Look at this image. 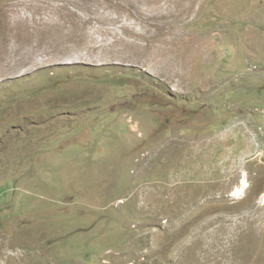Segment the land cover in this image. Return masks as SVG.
<instances>
[{
	"label": "rangeland",
	"instance_id": "374dc122",
	"mask_svg": "<svg viewBox=\"0 0 264 264\" xmlns=\"http://www.w3.org/2000/svg\"><path fill=\"white\" fill-rule=\"evenodd\" d=\"M20 2L0 264H264V0Z\"/></svg>",
	"mask_w": 264,
	"mask_h": 264
},
{
	"label": "bare ground",
	"instance_id": "6f19581e",
	"mask_svg": "<svg viewBox=\"0 0 264 264\" xmlns=\"http://www.w3.org/2000/svg\"><path fill=\"white\" fill-rule=\"evenodd\" d=\"M20 1L21 0H0V68L3 67L5 64H7L11 57H13L17 54H24L25 53L21 50L23 47L22 44H19L21 42L18 43L16 41H14V37H15L14 32L15 33H16V31L19 32V30H17L15 28L17 26V24H12L13 18H19L18 16H21V11L19 10V7H21L23 3ZM24 8H27V7L24 6ZM38 10H39V8H38ZM16 15H17V17H15ZM21 20H22V18H21ZM23 22H25V21H23ZM68 22L66 21V23H68ZM74 26L75 25H73V27ZM23 27H24V25H23ZM25 50H26V48H25Z\"/></svg>",
	"mask_w": 264,
	"mask_h": 264
}]
</instances>
